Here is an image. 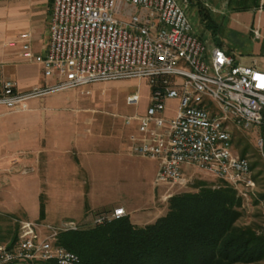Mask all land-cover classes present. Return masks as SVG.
I'll list each match as a JSON object with an SVG mask.
<instances>
[{
    "label": "built area",
    "instance_id": "obj_1",
    "mask_svg": "<svg viewBox=\"0 0 264 264\" xmlns=\"http://www.w3.org/2000/svg\"><path fill=\"white\" fill-rule=\"evenodd\" d=\"M189 0H53L49 42L34 53L30 40L22 57L42 66L52 83L21 91L15 80L0 76V106L20 110L48 94L92 83L148 78L151 102L131 136L132 153L156 159V186L171 190L188 186L194 172L207 173L250 196L256 188L251 161L234 148V129L257 134L264 162V69L237 63L219 44L201 37L188 15ZM13 45V43H11ZM2 66L0 65V72ZM178 100L173 116L167 101ZM139 93L129 94L134 105ZM264 176V163L262 167ZM264 229V199L262 202ZM123 206L96 214L91 225L126 216ZM86 226L74 220L60 225L22 221L18 239L0 244V264L54 260L76 264L79 256L59 244L60 233Z\"/></svg>",
    "mask_w": 264,
    "mask_h": 264
},
{
    "label": "rangeland",
    "instance_id": "obj_2",
    "mask_svg": "<svg viewBox=\"0 0 264 264\" xmlns=\"http://www.w3.org/2000/svg\"><path fill=\"white\" fill-rule=\"evenodd\" d=\"M250 4L253 7L245 10L235 5L234 0H189L186 9L197 33L207 42L221 43L237 63L264 69V0H259L257 7L254 0ZM151 92L148 78L98 82L28 101H37L38 106L0 112V244L11 243L12 237L20 233L22 221L41 224L43 233L46 225L58 226L68 219L89 228L91 220L99 214V208L93 207L141 204L151 184L150 176L140 169L147 162L145 159H140L146 161L140 164L124 162L115 148L112 152L93 155L99 158L98 163L84 156L79 160L76 141L78 135L127 136L129 124H124L123 117L144 114L151 102ZM134 93H139L140 100L130 105L127 96ZM178 103L175 99L167 101L172 116ZM130 133L131 138L136 131ZM63 147L69 148L66 158L74 163L66 167L67 179L53 173L49 182L48 161L50 156L63 151L56 149ZM234 148L251 161L257 185L250 196L243 197L229 184L241 201L237 225L254 227L264 234V162L257 146V134L243 127L235 128ZM85 178L89 180L87 185L79 182ZM223 185L215 177L197 171L192 173L188 186L170 192L173 197L198 191L203 186ZM172 197L161 199L160 217L168 212ZM90 210L97 213L81 220L82 213ZM152 215L151 211L140 212L137 219H149ZM133 219L136 225H147Z\"/></svg>",
    "mask_w": 264,
    "mask_h": 264
},
{
    "label": "trees",
    "instance_id": "obj_3",
    "mask_svg": "<svg viewBox=\"0 0 264 264\" xmlns=\"http://www.w3.org/2000/svg\"><path fill=\"white\" fill-rule=\"evenodd\" d=\"M234 4L245 10L253 7L250 0ZM223 183L173 196L168 212L145 226L126 215L62 232L58 242L79 256L76 264H264V234L237 225L241 201L235 189ZM18 236L12 237L10 247ZM28 264L59 263L37 259Z\"/></svg>",
    "mask_w": 264,
    "mask_h": 264
},
{
    "label": "crops",
    "instance_id": "obj_4",
    "mask_svg": "<svg viewBox=\"0 0 264 264\" xmlns=\"http://www.w3.org/2000/svg\"><path fill=\"white\" fill-rule=\"evenodd\" d=\"M53 9V0H0V65L2 71L0 76L6 79L15 80L18 83V89L21 91L31 90L34 87L50 84L53 82L51 78H46L43 73L42 66L35 60H28L22 57V43L23 40L29 38L34 53L40 54L45 52L47 44L49 42V26L51 13ZM29 35L27 38H25ZM13 43V45H11ZM174 100V99H173ZM169 101V100H168ZM39 103L27 102L23 108H29V106H38ZM22 108V109H23ZM5 108L0 106V112ZM52 109L48 108L47 110ZM77 109V108H76ZM170 108L167 106V115L172 116L169 112ZM131 116V115H126ZM124 116V124L125 117ZM129 128L127 132L137 131V121H133L127 125ZM131 132V133H132ZM129 133L127 136H96V135H78L76 141V149L80 159L83 156L89 159H96V163L99 162V158H93V155H99L102 153L112 152L116 148L118 155H121L122 160L127 163L140 164L145 159L146 162L140 169L142 172L147 173L150 176L151 184H149V190L144 196V200L139 205L133 203H116L111 207L97 206L93 207L94 210L99 208L100 211L111 210L117 206H123L126 210L127 215L134 221L142 220L143 224H150L156 221L160 216L162 210V195L164 194V188L156 186L154 183L155 176L159 167V163L156 159L147 158L135 155L132 153L133 142L130 138ZM130 133V134H131ZM60 132L57 136L60 137ZM65 149V150H64ZM68 147H63L60 150L50 156L47 167V180L50 182V176L53 173L60 174L62 179H67L66 174L71 162L66 158ZM67 150V151H66ZM106 166L109 167V162H106ZM109 172V169L106 170ZM66 173V174H65ZM81 180V184H89V180ZM46 180V182H47ZM78 181V180H76ZM67 184V181L66 183ZM68 185V184H67ZM92 208V207H91ZM82 213L84 219L92 218L97 212ZM148 211L152 212V218L138 217L140 212L146 214ZM91 212V213H90ZM133 216V218H131ZM159 216V217H158ZM66 220V219H65ZM72 220V219H68ZM142 224V225H143Z\"/></svg>",
    "mask_w": 264,
    "mask_h": 264
}]
</instances>
